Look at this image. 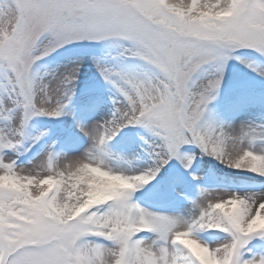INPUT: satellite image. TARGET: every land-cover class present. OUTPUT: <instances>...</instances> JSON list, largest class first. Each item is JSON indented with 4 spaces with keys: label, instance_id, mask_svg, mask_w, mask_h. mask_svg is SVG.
<instances>
[{
    "label": "snow or ice",
    "instance_id": "snow-or-ice-1",
    "mask_svg": "<svg viewBox=\"0 0 264 264\" xmlns=\"http://www.w3.org/2000/svg\"><path fill=\"white\" fill-rule=\"evenodd\" d=\"M46 35L51 39L44 44ZM108 37L130 42L129 55L144 61L147 70L139 75L102 70L105 79L119 78L126 110L86 132L97 142L87 160L56 169L49 156L40 165L41 176L22 175L15 162L0 156V264H264V257L245 260L242 252L249 238L264 236V199L220 198L192 224L151 214L130 197L159 167L140 175L115 172L105 165L100 147L119 128L142 124L163 141L161 166L181 145L197 143L231 167L264 176V152L251 147L254 129L229 133L201 123L220 77L198 92L189 86L197 70L225 61L231 49L264 54V0H0V76L23 113L18 129L0 132V150L16 146L13 138L23 135L33 115L58 116L65 106L64 93L57 96L34 83L33 63L69 42ZM137 176L142 183L131 180ZM118 177L128 183L119 185ZM196 227L229 233L231 241L210 248L194 237ZM143 231L157 239L137 238Z\"/></svg>",
    "mask_w": 264,
    "mask_h": 264
},
{
    "label": "rangeland",
    "instance_id": "rangeland-1",
    "mask_svg": "<svg viewBox=\"0 0 264 264\" xmlns=\"http://www.w3.org/2000/svg\"><path fill=\"white\" fill-rule=\"evenodd\" d=\"M42 39L46 43L51 37L46 35ZM101 41L109 43L100 50L74 51L71 49L65 52L72 46L94 45V43ZM130 47V42L120 37H108L99 40L85 39L69 42L42 56L40 59L52 54L55 56L61 51L64 52L43 65H34L40 59L36 60L33 63L36 66L34 71H32L34 66L31 67V78L34 83L38 81L41 83L40 86H44L48 90L52 88L53 81H56L54 77L59 68L68 69L77 66L80 68L76 69L74 73H67L64 77L62 76V83L57 88V96L64 93L61 102L65 106L61 110V114L58 116L33 115L24 125L23 135L13 138L14 142L18 141L16 146L0 150V156L3 157L5 162H15L16 167L20 168L22 165L18 166L17 162L32 154L37 144L43 142L45 143L42 152L45 153L44 160L21 174L27 175V172H33L34 175L38 173L44 176L45 172L40 168V165L42 163L47 165L48 155L53 146L56 144L75 146L80 126L86 133L92 129H101L116 120L119 116L118 109L126 110V101L119 90V84L121 83L119 78L112 75L110 79H105V74L139 75L147 70L144 61L129 55L127 49ZM245 50L254 51L255 56H238V59L232 62L229 55H227L228 58L223 62H218V66L213 62L205 64L193 74L189 86L194 91L197 80L203 79V83L198 89L200 91L210 78L219 76L220 84L213 93L214 98L207 104L201 120L202 125L229 133H239L242 129H254L257 133L255 142L264 140V137L260 135L264 133V54L250 48H236L230 51L240 52ZM36 54L39 55V51ZM77 59L86 61L87 64L83 67L81 64L84 62ZM63 63L64 65H62ZM221 67L222 71H219L218 69ZM102 70H106V73ZM73 75L74 79L71 83L65 85L63 83L65 78ZM6 102L9 105H5ZM17 118L21 124L22 110L15 107L14 97L10 95V86L0 76V132L18 129L14 125ZM76 123H80V126H76ZM136 127L139 128V132L135 135V139L130 138L123 148L117 149L114 144L121 142ZM86 142L87 145L85 146ZM96 143L90 135H86L85 143L82 146L76 145L69 153L77 150L87 160L95 152ZM162 144V139L144 125L128 124L119 128L115 135L100 146L105 153L103 157L105 165L115 172H122L126 175H140L148 174L159 167L156 175L148 183L138 186L130 197L133 204L149 211L148 213L159 212L156 210L158 204L177 197V203L174 205L176 207L167 206L165 209L174 212L186 224H192L200 216L201 210L207 207L206 205L217 202L216 200L222 197L252 196L259 199L264 198L263 187L260 184L261 180L264 181V176L247 169H237L231 166L229 168L224 164L226 160L210 154L197 143L181 145L180 148L185 147L186 151L182 152L179 148L178 154L167 156V163L161 166L158 153L161 152L160 146ZM244 146L248 147L247 143ZM228 147L230 148L231 145L229 144ZM251 147L254 151L264 152V147L253 146V144ZM69 153L64 152V154ZM61 154L59 153L56 159L52 161L53 168H62L56 165V160ZM186 154H189V156H185ZM196 163L199 165L198 168H195ZM199 170L202 172L212 170L215 178L208 181L204 180L202 193L194 196L191 193V184L197 177V171ZM176 173L178 175L173 176ZM201 176L204 178L205 174ZM209 182L215 184L216 189L204 188V184ZM242 186L251 187V189L242 190ZM224 191L227 192L225 195L216 194V192ZM102 208L103 206H101V211ZM192 208H196L193 211H197V218L187 214V211L192 210ZM144 232L146 231L138 233L137 238L143 236ZM193 235L207 245L215 240L228 239L231 241L229 233L211 228L196 227L193 230ZM154 236L153 240L157 239L156 233H154ZM256 236L254 235L248 239L242 250L243 259L248 260L250 256L258 253L261 257H264V236L259 235L258 240L251 241L253 237L257 238ZM90 239L97 240L100 243H109L104 241L103 238L90 237Z\"/></svg>",
    "mask_w": 264,
    "mask_h": 264
},
{
    "label": "bare ground",
    "instance_id": "bare-ground-1",
    "mask_svg": "<svg viewBox=\"0 0 264 264\" xmlns=\"http://www.w3.org/2000/svg\"><path fill=\"white\" fill-rule=\"evenodd\" d=\"M46 43H47V41H46ZM46 43H44V44H46ZM77 60H80L81 61V59H77ZM70 61H73V60H70ZM70 61H68V62H70ZM81 62H84V63H80L81 64V66H85L86 64H87V62L86 61H81ZM86 62V63H85ZM91 62H92V60H91ZM66 63V62H65ZM62 65H64V63L62 64ZM80 67L79 66H77V67H71V68H68V69H66V68H59L58 70H57V72H56V76L54 77V79H56V81L54 80L53 82V86H52V88L50 89V91H54V92H56L57 91V88L59 87V85L62 83V76L64 77L65 76V74H67V73H69V74H71V73H74L75 71H76V69H79ZM37 80V79H36ZM202 80L203 79H199V80H197V83H196V85H195V88H194V92H196V91H198V89L201 87V85H202ZM49 83H50V81H48ZM35 83L37 84V85H40L41 83L40 82H38V81H35ZM5 105H9V103L8 102H6V104ZM20 122V120L17 118L16 120H15V123H14V125H15V127H18L19 128V123ZM76 126H80V123L78 124V123H76ZM78 132H79V134L80 135H82V136H86V133L84 132V130L81 128V126H80V129H78ZM87 145V142H86V144H85V146ZM84 146V147H85ZM185 156H189V154H186ZM44 157H45V155H41V156H39V157H37L36 159H34L33 160V162L32 163H30V164H28V165H22L20 168H18V169H20V170H23V171H26V170H28L30 167H32V166H37L38 165V163H40V162H42L43 160H44ZM75 159H83V160H85L84 159V157H83V155L79 152V151H74L73 153H69V154H64V153H62L61 155H60V157L59 158H57V160H56V165L57 166H61V167H64L65 165H66V163L68 162V161H71V160H75ZM224 164L227 166V167H229V168H231L229 165H228V163L227 162H225L224 161ZM204 175L205 174V171L204 172H202L201 170H199L198 171V174H197V177L198 178H201V175ZM218 175L216 174V177H217ZM264 181L263 180H261V182H260V184L261 183H263ZM240 185H243V184H240ZM251 185H253V184H251ZM262 192H264V189H263V191ZM202 193V191L200 190V194ZM223 194V195H225V193H227L226 191H224V192H216V194ZM222 198H224V199H228V198H225V197H222ZM264 199V198H263ZM217 202L219 201V200H216ZM206 202V201H205ZM204 203V202H203ZM204 204H207V203H204ZM207 206V205H206ZM140 208H142V207H140ZM193 210H196V208H192V210L191 209H189V211H187L188 213V215H193V216H197L198 214H196L197 213V211H193ZM146 212H149V211H146ZM151 213V212H150ZM151 214H155V215H161V216H166V217H170V218H174V219H178V220H182L181 218H179V216L178 215H176L174 212H171V211H166V212H162V213H160V212H152ZM197 218V217H196ZM155 237V236H154ZM154 237L152 238V239H150V240H145V241H149V242H151L153 239H154ZM201 241V240H200ZM216 241V242H215ZM215 241H213L211 244H209V245H207L204 241H201L202 243H204V244H206L207 246H209L210 248H213V249H215V248H217V247H222L224 244H226V243H229L230 242V240H228V239H226V240H215ZM254 258H260V255L258 254V255H256V256H254ZM253 258V259H254Z\"/></svg>",
    "mask_w": 264,
    "mask_h": 264
},
{
    "label": "clouds",
    "instance_id": "clouds-1",
    "mask_svg": "<svg viewBox=\"0 0 264 264\" xmlns=\"http://www.w3.org/2000/svg\"><path fill=\"white\" fill-rule=\"evenodd\" d=\"M0 179H2V178H0ZM131 180H134V181H136V182H140V183L143 182L142 178L139 177V176H137V177H132ZM117 181H118V184H119V185H124V184L128 183V181H125L123 178H119V177L117 178ZM234 210H235V209H234ZM224 264H228V262L225 261Z\"/></svg>",
    "mask_w": 264,
    "mask_h": 264
}]
</instances>
